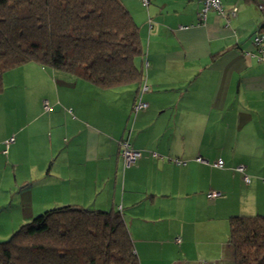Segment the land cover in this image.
<instances>
[{"label":"crops","instance_id":"0c3cea01","mask_svg":"<svg viewBox=\"0 0 264 264\" xmlns=\"http://www.w3.org/2000/svg\"><path fill=\"white\" fill-rule=\"evenodd\" d=\"M119 1L138 26V85L102 89L34 62L2 75L15 137L3 161L0 150V240L47 207L78 205L119 211L139 264H233L228 218L264 214V62L245 54L264 13L257 0H220L236 14L199 24L200 0ZM141 83L147 108L134 113ZM125 137L141 153L128 168Z\"/></svg>","mask_w":264,"mask_h":264},{"label":"trees","instance_id":"16d2710c","mask_svg":"<svg viewBox=\"0 0 264 264\" xmlns=\"http://www.w3.org/2000/svg\"><path fill=\"white\" fill-rule=\"evenodd\" d=\"M264 1V0H263ZM138 26L119 0H0L4 72L34 62L109 89L138 85ZM233 264H264V214L228 218ZM0 264H139L117 210L62 205L0 240Z\"/></svg>","mask_w":264,"mask_h":264},{"label":"built area","instance_id":"2783aa9c","mask_svg":"<svg viewBox=\"0 0 264 264\" xmlns=\"http://www.w3.org/2000/svg\"><path fill=\"white\" fill-rule=\"evenodd\" d=\"M142 6L146 7L148 5L149 0H139ZM200 8L197 13V21L199 24H203L206 21L207 13L209 11H214L218 16H222L225 18L226 23H228L229 17H232L236 14V7H232L230 11L227 13L225 12V9L223 8L221 1L220 0H200ZM257 8L264 13V1L263 0H257ZM264 35L262 33H258L252 37V45H253V51H246L245 54L248 56H256L257 60L263 61L264 62ZM148 89L147 85L145 83H141L139 87V91L135 95L134 102L132 104V112L137 113L138 111H142L147 108V103L142 100L141 95ZM43 108L45 110L50 109L47 101H43ZM13 142V138L10 137L8 140L5 141L6 147ZM118 148L120 151V156L123 161V167L128 168L131 165H133L136 160L140 157L141 153L135 149H133L130 146V143L128 141V138H121L118 140ZM4 151V150H3ZM152 156L154 157H160L162 158L161 155L158 153L152 152ZM196 161L198 162H204L207 164H210L211 166L214 167H222L223 166V161L221 159H217L213 162H208L204 160L202 157L197 156L195 158ZM173 161L177 164L179 163H184V161H180L177 159H173ZM235 171L241 173L243 175V180L245 182L249 181V176L245 172V165L243 164H238L234 168ZM209 197H215L218 195L217 192L215 191H210L207 194ZM180 238L176 237L175 242H179Z\"/></svg>","mask_w":264,"mask_h":264},{"label":"rangeland","instance_id":"374dc122","mask_svg":"<svg viewBox=\"0 0 264 264\" xmlns=\"http://www.w3.org/2000/svg\"><path fill=\"white\" fill-rule=\"evenodd\" d=\"M25 88V87H24ZM30 98V97H29ZM44 111V110H43ZM12 111H11V113L9 112V111H6V112H1V110H0V132H5V134H8L12 129H9V127L7 126L6 128H4L3 127V124H4V122L1 120L2 119V116H4V115H6L7 117L8 116H11L12 115ZM40 114V110H38L37 112H36V114L35 115H39ZM10 137H12L13 138V141H14V137H15V135H14V132L12 133V132H10L9 134H8V136L5 138V140L4 141H2V145H0V150H4L3 151V155H1L3 158H2V160L1 161H3L4 159H5V155L7 154H9V151H8V148L10 147V145H8L7 147H6V145H5V141L6 140H8ZM1 165V164H0ZM233 168H235V167H233ZM2 171H3V169H2ZM235 171V170H234ZM239 173V172H238ZM241 174V173H240ZM242 175V174H241ZM249 176H250V181L249 182H252L255 178L254 177H252L250 174H249ZM259 177H257L258 179V181H260L261 183H263L264 182V173L263 174H261V175H258ZM241 178L243 179V175L241 176ZM263 181V182H262ZM54 207V205H52V207H47V209H49V208H53ZM44 210H46V209H44ZM44 210H42V211H39L36 215H38V214H40V213H42ZM35 215V216H36ZM34 216V217H35ZM33 217H30V219H29V221L32 219Z\"/></svg>","mask_w":264,"mask_h":264}]
</instances>
